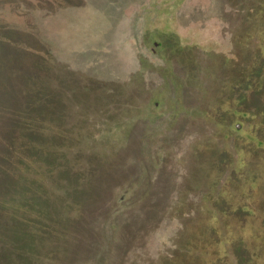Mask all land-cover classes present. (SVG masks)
Masks as SVG:
<instances>
[{"label":"rangeland","instance_id":"374dc122","mask_svg":"<svg viewBox=\"0 0 264 264\" xmlns=\"http://www.w3.org/2000/svg\"><path fill=\"white\" fill-rule=\"evenodd\" d=\"M177 1L0 0V54L15 47L40 68L31 98L48 152L16 209L38 249L3 238L0 264H209L242 228L225 224L233 206L264 211V1L242 59L234 36L257 0ZM217 58L233 70L223 84ZM7 79L0 112L26 115V84Z\"/></svg>","mask_w":264,"mask_h":264},{"label":"trees","instance_id":"16d2710c","mask_svg":"<svg viewBox=\"0 0 264 264\" xmlns=\"http://www.w3.org/2000/svg\"><path fill=\"white\" fill-rule=\"evenodd\" d=\"M263 1L264 0H257L250 4H246V13L241 19L242 26L240 27L239 31L236 32L233 41V43H236L237 48V53H235V55L238 56L239 59H242V56L247 51L249 52V42L247 41V37H250L251 32L255 33L256 30L262 31L261 28L263 27V16L261 14L263 8L261 3ZM178 4L179 2L176 0L175 5ZM257 9L258 16L255 15ZM1 26L2 22L0 24V27ZM11 50H5L0 54V66L2 67V69H4V75L2 76L3 79L0 80V85L2 86V84L6 82L5 80L7 78H9L7 80H10L11 83H15L14 77L16 81H18V86L26 84L27 86L25 85V87L28 88L27 97L29 98V100L27 101V105L29 108H27L26 105L23 110L26 115H23L21 113L15 114L9 112L8 110H6L5 112H0V240L3 241V238H5V241H3L4 243H11L13 245V251H17V247L19 246L18 243L23 241L24 243H22V247L20 250L21 252L25 251L28 253L29 251L33 252L38 249V245H34V243H36L37 235L35 232L30 231L27 228L25 230V233L21 234L20 231L22 222L24 224L28 223V218L26 217L27 212L25 214L23 213V217V214L22 216L21 213L18 214L16 212V209L19 208L18 210L22 211L27 207V205H29L28 203L30 202L32 191H28V187L31 185L33 180L39 183V179L41 176L40 174L42 173L44 175L46 173L45 169L47 168V164L37 162L36 157L38 159L42 155L48 154L45 149L38 148L39 145L41 146L40 142H47V140L44 137L45 133L43 131L37 132L36 130L37 122L34 118L35 115H37L38 106L34 105L33 98H31V96H35V94H37L36 82L38 85L39 81L37 80L39 79H37V76L40 77V75L38 74V72L40 73V68H35L34 62L28 64L33 67V69L27 65L26 67L25 64L27 63V61L25 62V58H23L24 54L22 53V50L15 47H13ZM32 52L33 51H29L26 52V54L33 55L34 52ZM262 59H264V55L262 49H260L258 51L259 64L261 63ZM9 60H12L14 61V63L18 64L19 67L17 74L10 73V71L6 69V66L11 63V61L8 62ZM214 69L215 71H217L216 77L218 78L219 83L222 84L226 81V78H231L230 76L233 75V70L228 71L229 68L227 69L226 62L219 58L214 59ZM238 78L242 80V77L240 75L238 76ZM254 91L257 94L260 92V90ZM252 97L255 105L258 106L260 102V100H258V102L256 100V97L258 96ZM39 115H43V113H39ZM18 116H25L26 118L20 117L19 120L16 121V118ZM54 121H56V119ZM21 123H24V126H22ZM11 124H14L15 127L10 128ZM6 125L10 127L6 128ZM48 128L49 127H46L45 132H49ZM23 133L27 141L21 143V135ZM54 137L56 140H59L60 143L61 139L57 133ZM217 157L218 155L213 156L214 160L212 161V163H215L217 161ZM227 161L228 158L224 156L223 160L220 162V164L223 163L220 166L221 171L224 169L223 165H227ZM41 162H43V160ZM251 185L253 186V184ZM226 186L227 185H224L225 188ZM221 198L222 196L219 197V199L216 201H220ZM22 199L24 201L23 204ZM35 199L38 200V204L41 203V205H44V203H46L45 200L41 202L38 198L35 197ZM254 202L258 203V207H264V201H262L261 199L258 198V201ZM249 205L250 203L245 204L243 202V204H237V206L235 207L233 206L231 210H229V207L227 208V211H229L228 216L226 213L225 224L228 221L229 225H231V223L235 225L238 224L242 225V228L239 230V232H234L233 228L230 229V232L228 234L229 238H227V240L225 241L227 245H225L224 252L219 257L216 255L213 258L209 259V264H230V261H232L230 252L234 254V262L236 264H264V244L261 242L264 235V211L257 210L256 212H253L252 215V213L250 212L252 210H249L248 208ZM250 215H252L253 219H255L256 222H253V224H251L252 226L249 227L247 222L250 218ZM31 219L32 216L30 220ZM40 223L43 225L45 223V220L41 219ZM256 223L258 225V228L255 226ZM227 229L229 231V227ZM200 258L196 259L199 260ZM196 259L195 256H193V263L197 262ZM200 261L202 260L200 259ZM178 263V260H166V264Z\"/></svg>","mask_w":264,"mask_h":264}]
</instances>
